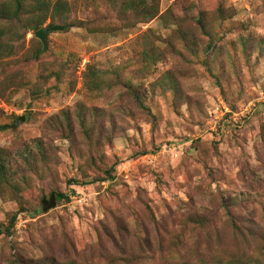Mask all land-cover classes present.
Instances as JSON below:
<instances>
[{"label":"rangeland","instance_id":"obj_1","mask_svg":"<svg viewBox=\"0 0 264 264\" xmlns=\"http://www.w3.org/2000/svg\"><path fill=\"white\" fill-rule=\"evenodd\" d=\"M61 1L0 60V264H264V0Z\"/></svg>","mask_w":264,"mask_h":264},{"label":"trees","instance_id":"obj_2","mask_svg":"<svg viewBox=\"0 0 264 264\" xmlns=\"http://www.w3.org/2000/svg\"><path fill=\"white\" fill-rule=\"evenodd\" d=\"M54 1L56 9L66 6V3L61 0ZM51 3L52 0H0V60L15 55L18 46L21 45V41L23 40L24 31L25 33L27 31L36 33L49 19V26H53L58 21L66 20V18L56 13L48 16ZM24 17H26L25 21L27 24L22 23ZM148 18H150L148 17V13H143V22L148 20ZM8 24L13 26L6 28L5 26ZM16 26H20V29ZM35 58L37 59L38 55H35ZM86 74L91 78H95L92 84L99 83V71H94L89 66ZM6 168L5 163L0 161V186L10 182L8 179L9 177L11 179L12 175L7 173ZM57 199L63 200L68 199V197L60 193L57 195Z\"/></svg>","mask_w":264,"mask_h":264},{"label":"water","instance_id":"obj_3","mask_svg":"<svg viewBox=\"0 0 264 264\" xmlns=\"http://www.w3.org/2000/svg\"><path fill=\"white\" fill-rule=\"evenodd\" d=\"M67 29H68V26H63V25L56 24V25L48 26V27H45V28H42V29L38 30L35 33V37L42 43V45H43L42 51H46V49H47V36H48L49 33L58 32V31H65ZM24 120H25L24 117H19L17 119L16 123L14 124V126H18ZM55 205H56V198H55L54 194L51 195L49 201H45L44 200L42 202V207H43L44 211L55 207Z\"/></svg>","mask_w":264,"mask_h":264}]
</instances>
